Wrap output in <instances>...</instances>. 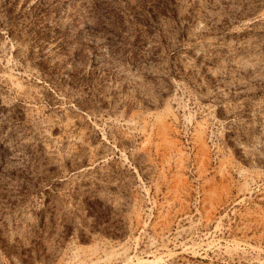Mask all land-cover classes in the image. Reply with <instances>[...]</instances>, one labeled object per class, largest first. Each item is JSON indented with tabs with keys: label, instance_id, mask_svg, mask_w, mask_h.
<instances>
[{
	"label": "rangeland",
	"instance_id": "rangeland-1",
	"mask_svg": "<svg viewBox=\"0 0 264 264\" xmlns=\"http://www.w3.org/2000/svg\"><path fill=\"white\" fill-rule=\"evenodd\" d=\"M0 264H264V0H0Z\"/></svg>",
	"mask_w": 264,
	"mask_h": 264
}]
</instances>
